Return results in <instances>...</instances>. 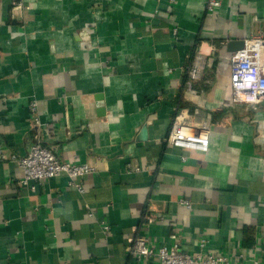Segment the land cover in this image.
I'll use <instances>...</instances> for the list:
<instances>
[{
  "label": "crops",
  "instance_id": "1",
  "mask_svg": "<svg viewBox=\"0 0 264 264\" xmlns=\"http://www.w3.org/2000/svg\"><path fill=\"white\" fill-rule=\"evenodd\" d=\"M205 1L0 0L1 146L24 156L41 142L94 167L80 193L65 174L24 186L0 162V264H155L130 254L137 231L264 264V103L233 102L230 63L264 35V0ZM177 117L206 124L208 152L168 143Z\"/></svg>",
  "mask_w": 264,
  "mask_h": 264
},
{
  "label": "built area",
  "instance_id": "2",
  "mask_svg": "<svg viewBox=\"0 0 264 264\" xmlns=\"http://www.w3.org/2000/svg\"><path fill=\"white\" fill-rule=\"evenodd\" d=\"M15 9L27 10L29 7L25 0H11ZM221 4V0H206L205 8L207 12H214ZM176 33L177 30L175 29ZM264 35L258 34L244 41L241 49L232 53L230 63L232 68V99L235 104H244L252 108H257L264 103ZM205 69L201 56H196L187 65V84L192 86L198 81ZM33 113V122L40 125L41 122L36 116L37 102L30 103ZM168 143L176 148L208 152L210 142V130L206 124L196 129L190 122L177 117L173 120ZM10 161L20 168V183L27 186L30 181L41 183L65 174L69 177V185L79 191L84 192L83 177L94 172V167L84 164L78 165L69 162H62L58 159L54 151L37 142L33 144L29 152L24 156L7 153L0 144V162ZM130 167V165H129ZM35 187H32L34 189ZM181 203L191 207L187 200ZM110 227L103 225V231L108 232ZM173 246H154L148 238L142 236L138 231L131 240L129 247L130 254L137 260L151 259L155 264H261L258 259H248L244 253L238 254V260L233 261L226 255L213 254L200 251L190 254L181 250V237L178 233L172 234ZM206 240H202L201 247H205Z\"/></svg>",
  "mask_w": 264,
  "mask_h": 264
}]
</instances>
